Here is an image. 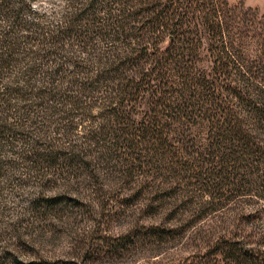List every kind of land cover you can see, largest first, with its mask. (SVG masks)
Wrapping results in <instances>:
<instances>
[{"label": "trees", "instance_id": "16d2710c", "mask_svg": "<svg viewBox=\"0 0 264 264\" xmlns=\"http://www.w3.org/2000/svg\"><path fill=\"white\" fill-rule=\"evenodd\" d=\"M38 1L0 0V150L30 168L45 165L55 179L83 169L98 185L106 173H142L164 150L187 151L194 128L205 127L206 142L190 153L198 167L189 164L213 187L204 208L236 195L231 186L246 182L239 173L264 191V107L240 91L239 81L249 85L227 1L58 0L50 13ZM244 103L259 128L239 110ZM66 197L35 195L28 204L51 209ZM0 262L39 263L3 246ZM177 264H264V242L219 238Z\"/></svg>", "mask_w": 264, "mask_h": 264}, {"label": "rangeland", "instance_id": "374dc122", "mask_svg": "<svg viewBox=\"0 0 264 264\" xmlns=\"http://www.w3.org/2000/svg\"><path fill=\"white\" fill-rule=\"evenodd\" d=\"M225 1L236 59L249 85L243 88L247 82L239 81L243 86L240 91L245 95L248 91L258 100L261 97L259 107H264V0ZM60 6L58 0L37 2L46 13ZM145 107L138 109L144 111ZM239 110L255 128L261 126L252 119L248 104ZM205 130L194 128L195 145L182 151L187 152L189 161L178 149L164 150L161 157L147 161L142 173L125 179L106 173L101 175L100 184L97 177L99 188L83 169L78 170L83 174L55 179L45 171V165L30 168L3 146L0 252L3 246L19 260L37 264H177L197 258L219 238L264 242V191L254 182L257 189L251 187L241 173L236 178L246 182L231 186L236 195L215 201L213 209L204 208L209 199L205 192L213 187L194 177L189 164L198 167L190 153L206 142ZM22 148L17 145L13 150L20 152ZM207 177L213 182V177ZM231 181L225 177L224 182ZM59 193L67 197L54 208L35 211L28 204L35 195ZM103 238L106 242L98 241ZM116 239L121 244L113 250L107 245Z\"/></svg>", "mask_w": 264, "mask_h": 264}]
</instances>
